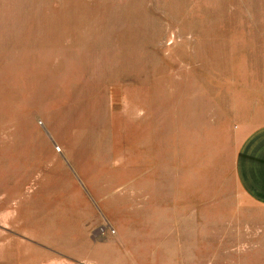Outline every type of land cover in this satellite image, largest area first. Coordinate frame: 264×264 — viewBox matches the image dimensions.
Returning <instances> with one entry per match:
<instances>
[{
	"label": "rangeland",
	"instance_id": "1",
	"mask_svg": "<svg viewBox=\"0 0 264 264\" xmlns=\"http://www.w3.org/2000/svg\"><path fill=\"white\" fill-rule=\"evenodd\" d=\"M0 264H264V0H0Z\"/></svg>",
	"mask_w": 264,
	"mask_h": 264
}]
</instances>
